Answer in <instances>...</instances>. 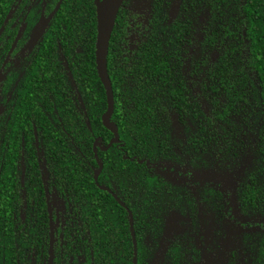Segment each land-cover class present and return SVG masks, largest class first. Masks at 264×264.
I'll return each mask as SVG.
<instances>
[{"label": "flooded vegetation", "instance_id": "af4514ba", "mask_svg": "<svg viewBox=\"0 0 264 264\" xmlns=\"http://www.w3.org/2000/svg\"><path fill=\"white\" fill-rule=\"evenodd\" d=\"M101 1L0 0V264H264V218L237 201L236 170L224 177L199 168L193 154L180 158L183 144L165 131L145 134L144 143L152 149L150 141L167 140L177 147L173 152L134 155L118 128L119 119L135 122V111L144 106L155 104L171 115L179 104L196 101L193 62L204 57L196 45L210 25L207 0H122L118 7L108 43L111 60L106 57L109 120L118 142L106 151L113 147L110 153L117 150L120 159L135 164H126L122 174L105 169L99 152L106 151L97 145L107 147L114 138L102 123L107 96L95 65ZM165 32L182 38L175 41L169 72L159 44ZM155 42L156 70L146 57L136 60L154 51ZM91 46L98 82L85 86ZM100 87L105 107L92 120L110 137L104 144L98 127L92 131L93 168L81 149V127L88 118L84 95L93 93V106H100ZM117 100L127 111L121 118L115 115ZM194 122L170 120L175 126ZM74 157L80 170L90 168L88 188L97 196L86 197L82 183L70 178ZM96 158L102 168L95 180ZM207 173L232 188L197 178ZM148 178L156 179L155 187Z\"/></svg>", "mask_w": 264, "mask_h": 264}, {"label": "trees", "instance_id": "16d2710c", "mask_svg": "<svg viewBox=\"0 0 264 264\" xmlns=\"http://www.w3.org/2000/svg\"><path fill=\"white\" fill-rule=\"evenodd\" d=\"M204 7L209 8L212 14L210 25L200 32V41L196 45L197 52L205 57L193 62L198 83L196 101H192L191 105L179 104L171 112L172 116L168 115L169 112L164 113L163 109L159 111L155 104H152L154 109L144 106L135 111V122L119 119L118 128L123 139L133 145L130 151L134 155L136 151L149 156H166L167 152H173L177 147L170 146L166 139L165 143L157 142L156 139L150 141L153 150L144 143L149 140L145 134L165 131L166 134L177 135L179 142L183 144L177 150L180 158L193 154L196 157L194 159L200 162L199 168L211 167L224 177L236 170L239 184L237 201L240 200L264 218V0H207ZM181 40L182 38H177L172 32H165L163 40L159 42L164 46L161 56L164 71L173 69L171 65L174 64L175 41ZM157 46L160 47L155 42L154 51L142 52L136 60L146 57L149 65L155 64L156 70L160 58L156 56ZM90 55L91 59L84 63L85 86L98 82L92 46ZM108 60H111L110 52ZM138 68L145 69V66L140 64ZM97 97L101 105L94 107L93 93L84 95L88 118L87 123L81 127L84 135L81 149L93 168L95 163L91 153L94 136L92 131L100 132L104 144L110 137L103 127L92 120L95 110L97 114L104 111V93L101 87ZM122 104L123 101L117 100L114 106L115 115L119 114V118L127 113ZM139 105L136 104L135 107ZM172 118L195 119V122L175 126L170 123ZM112 149L113 147L110 150ZM110 150L99 152L105 169L116 167L117 174H122L125 173L126 164L135 165L120 159L117 150L115 153H110ZM72 163L74 166L71 168ZM78 163L75 158L74 162L68 164L70 178L82 183L79 186L85 188L86 197L93 198L96 194L88 188H93L90 168L80 170L76 166ZM148 179L149 187H155L156 179ZM101 196L105 206L110 203L106 202L108 196L104 193ZM117 209L119 210L118 207ZM260 255L262 262L264 239L261 242Z\"/></svg>", "mask_w": 264, "mask_h": 264}, {"label": "water", "instance_id": "95a60500", "mask_svg": "<svg viewBox=\"0 0 264 264\" xmlns=\"http://www.w3.org/2000/svg\"><path fill=\"white\" fill-rule=\"evenodd\" d=\"M122 0H102L97 4L96 9V20H97V36L95 42V65L96 72L104 86L107 96V109L102 116L103 126L108 129L110 132L114 134V138L109 142L107 147H104L97 143L102 151H106V149L113 142H118V134L113 123L110 122L109 116L112 112V95L110 84L107 75L106 69V57L108 51V43L110 39V34L113 28L114 20L116 18V14L118 11V7ZM95 152V148L93 149ZM98 169L95 171V180L97 178L98 173L102 168V163L96 158ZM207 178V181H212L213 183H219L223 188L231 189V184L226 182V180L220 179L214 173H207L204 175H198L197 178ZM234 193V191H233ZM232 193V199H234V194Z\"/></svg>", "mask_w": 264, "mask_h": 264}]
</instances>
